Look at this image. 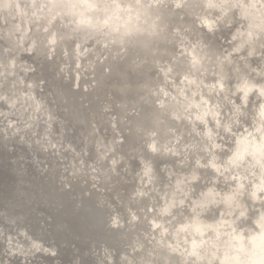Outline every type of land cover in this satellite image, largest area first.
<instances>
[{"label": "clouds", "instance_id": "1", "mask_svg": "<svg viewBox=\"0 0 264 264\" xmlns=\"http://www.w3.org/2000/svg\"><path fill=\"white\" fill-rule=\"evenodd\" d=\"M0 264H264V0H0Z\"/></svg>", "mask_w": 264, "mask_h": 264}]
</instances>
